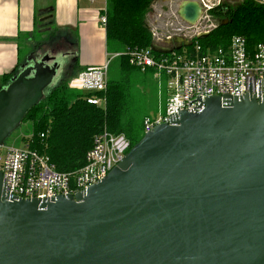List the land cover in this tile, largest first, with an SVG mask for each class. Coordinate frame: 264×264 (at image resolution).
<instances>
[{
    "label": "water",
    "instance_id": "water-1",
    "mask_svg": "<svg viewBox=\"0 0 264 264\" xmlns=\"http://www.w3.org/2000/svg\"><path fill=\"white\" fill-rule=\"evenodd\" d=\"M179 14L193 25L201 7ZM47 44H32L0 88V146L73 56ZM202 106L156 125L75 195L16 199L0 173V264H264V97Z\"/></svg>",
    "mask_w": 264,
    "mask_h": 264
},
{
    "label": "trees",
    "instance_id": "trees-1",
    "mask_svg": "<svg viewBox=\"0 0 264 264\" xmlns=\"http://www.w3.org/2000/svg\"><path fill=\"white\" fill-rule=\"evenodd\" d=\"M155 1L105 0V51L108 55L120 56L108 63L105 93L94 94L105 100L104 109L86 103L85 99L91 94L68 88L69 80L83 70L74 60L71 63L72 73L68 74L70 72L66 70L46 90L44 97L25 113L22 123L30 124L31 135L23 139L24 148L46 157L57 172L73 173L78 170L92 146L93 138L103 131L123 135L129 141L130 149L141 140L142 122L147 115L138 118L129 108L131 88L141 84L142 76L153 75V71L141 72L130 65L125 53L127 50H146L151 45H158L146 25V16ZM207 13L209 21L214 23L213 29L204 38H192L188 41L189 46L173 50L172 53H189L195 43L199 45L201 53L226 49L234 36L243 37L248 48L264 43L262 0H221ZM170 54L153 53V56L162 58ZM17 69L0 78V88L10 83Z\"/></svg>",
    "mask_w": 264,
    "mask_h": 264
},
{
    "label": "built area",
    "instance_id": "built-area-1",
    "mask_svg": "<svg viewBox=\"0 0 264 264\" xmlns=\"http://www.w3.org/2000/svg\"><path fill=\"white\" fill-rule=\"evenodd\" d=\"M97 18L98 25L105 29V7ZM192 48L189 53H171L162 58H155L150 49L125 53L130 65L141 72L152 70L156 80L164 77L166 82L164 112L143 119V134L156 125L168 123L180 112L199 113L206 98L237 99L248 93L264 97V43L248 48L243 37L234 36L226 49L201 53L196 43ZM109 56L105 63L83 69L67 84L70 90L91 94L85 99L86 103L103 109L105 100L94 94L105 93L108 63L120 54ZM129 150V141L123 135L103 131L93 138L78 170L59 173L46 157L27 147L0 146V173L10 196L49 200L60 195H75L100 182Z\"/></svg>",
    "mask_w": 264,
    "mask_h": 264
},
{
    "label": "crops",
    "instance_id": "crops-1",
    "mask_svg": "<svg viewBox=\"0 0 264 264\" xmlns=\"http://www.w3.org/2000/svg\"><path fill=\"white\" fill-rule=\"evenodd\" d=\"M0 0V78L20 66L32 44L55 39L73 56L80 69L102 65L105 31L97 23L105 0Z\"/></svg>",
    "mask_w": 264,
    "mask_h": 264
},
{
    "label": "rangeland",
    "instance_id": "rangeland-1",
    "mask_svg": "<svg viewBox=\"0 0 264 264\" xmlns=\"http://www.w3.org/2000/svg\"><path fill=\"white\" fill-rule=\"evenodd\" d=\"M221 0H156L149 14L146 16V25L154 35L157 46L172 49L179 46L183 42H188L197 35L207 34L213 29L214 23L209 21L207 11L217 6ZM240 1V0H226ZM196 2L201 7V15L199 20L191 25L182 20L180 17V8L183 3ZM41 1L37 0V8L40 7ZM58 35L55 39H45L36 42L42 43H58ZM34 44V43H33ZM47 46L50 47V44ZM32 48L28 49V54ZM112 55V54H110ZM68 62V60H66ZM67 63L64 67L65 72ZM69 71V70H67ZM70 72V71H69ZM72 72L68 73L71 74ZM65 74V73H64ZM165 79L156 80L153 75L142 76L141 84H135L131 88V103L129 108L136 117H154L163 114L166 100ZM46 93V91H45ZM31 103L28 102L26 106ZM31 135V126L28 123H22L9 138L5 141L4 147L24 148L25 140ZM144 135V134H143ZM142 135V137H143ZM4 148H2L3 150Z\"/></svg>",
    "mask_w": 264,
    "mask_h": 264
},
{
    "label": "flooded vegetation",
    "instance_id": "flooded-vegetation-1",
    "mask_svg": "<svg viewBox=\"0 0 264 264\" xmlns=\"http://www.w3.org/2000/svg\"><path fill=\"white\" fill-rule=\"evenodd\" d=\"M60 48H62L65 52H68V51H66L65 46L62 44V42H60Z\"/></svg>",
    "mask_w": 264,
    "mask_h": 264
}]
</instances>
